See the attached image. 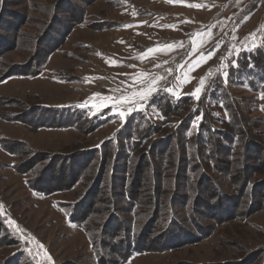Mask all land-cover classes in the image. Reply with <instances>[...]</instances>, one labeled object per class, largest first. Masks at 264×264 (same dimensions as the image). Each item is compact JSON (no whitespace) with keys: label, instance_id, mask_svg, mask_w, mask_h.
<instances>
[{"label":"rangeland","instance_id":"obj_1","mask_svg":"<svg viewBox=\"0 0 264 264\" xmlns=\"http://www.w3.org/2000/svg\"><path fill=\"white\" fill-rule=\"evenodd\" d=\"M86 1L0 0V34L7 46L0 76L4 70L19 71L27 65L38 54L41 41L47 39L45 43L50 44L57 39L61 28L54 22L67 21L64 11L77 6L83 13L81 23L69 24L70 34L39 76H12L0 82V214L25 238L17 245L0 240V264H14L19 250L28 264H95L87 235L69 223L68 210L61 206L74 203L87 190L98 161L87 169H91L87 182L81 181L69 192L44 196L30 191L26 181L50 171L49 160L38 162L26 174L15 171L31 161L34 152L56 156L53 186L60 167H64L66 179L62 160L98 148L130 114L145 109L161 89L180 97L192 95L199 87L200 99L215 75H224L228 57L264 45V3L240 24L235 23L240 12L256 0H183L175 4L168 0H95L91 6ZM149 87L151 95L142 99L140 94ZM225 87L232 99L241 100L245 117L258 125L256 140L264 144L260 109L264 87L258 93L228 82ZM60 112L65 116L46 122ZM149 115L154 121L161 119L157 109ZM95 117L106 124L97 126ZM2 145L17 154L6 153ZM257 165H253L257 173L247 183L254 186L245 198L234 190L239 184L235 174L221 177L211 173V188L222 193L225 201L241 202V208L218 224L214 219L208 223L206 214L203 220L196 216V220L206 221L203 226H214L206 238L172 250L135 254L126 264H264V168ZM197 199L206 201L207 196L198 194ZM114 211L101 223H107ZM187 213L195 217L184 211L177 225L193 237ZM122 219L118 215L117 222ZM160 231L157 228L156 234Z\"/></svg>","mask_w":264,"mask_h":264},{"label":"trees","instance_id":"obj_2","mask_svg":"<svg viewBox=\"0 0 264 264\" xmlns=\"http://www.w3.org/2000/svg\"><path fill=\"white\" fill-rule=\"evenodd\" d=\"M93 2L95 0H87L85 5L91 6ZM259 3H264V0L250 2L236 17L235 23L240 24L250 16ZM72 9L64 11L68 16L67 21L54 22L56 27L61 28L56 33L57 39L55 37L50 44L45 43L47 39L41 41L36 57L27 65L19 66L22 67L19 71L4 70L0 82L12 76L37 77L41 74L48 58L58 51L60 44L70 34L69 24L76 26L81 23L83 13L77 6ZM4 39L0 34V61L7 51V46L2 44ZM44 44L46 48H43ZM227 65L229 67L224 73L228 75L216 74L197 101L190 94L176 97L173 92L161 89L147 102L145 109L130 114L98 148L62 160L66 163V179L64 167H60V174L53 186L50 184L55 155L48 157L44 156L45 153L34 152L31 161L20 164L21 169L16 168L17 173L26 174L38 162L49 160L51 170L41 171L38 178L27 180L26 185L34 193L50 196L69 192L81 181L87 182L91 175V169H87L98 161L87 190L74 203L61 206L68 210L69 223L87 235L95 255V264H126L135 254L172 250L199 241V238H206L214 226H203L202 223L206 221L200 222L196 216L203 220V214H206L208 223L214 219L212 221L218 224L229 216H235L241 208V202L232 204L225 201L222 193L211 188V173L221 177L235 174L239 184L234 190L245 198V193L254 186L247 184L250 176L256 172L253 165L260 164V168H264V144L256 140L260 134L258 125L245 117L240 108L243 103L232 99L225 87V82H228L249 87L255 93L264 87V45L228 57ZM152 109L159 111L160 121H154L149 115ZM260 109L264 113L263 105ZM63 116L64 113L60 112L49 116L46 122ZM61 120L67 122L68 118ZM94 121L97 126L106 124L97 117ZM2 150L14 156L17 154L6 145H2ZM244 173L249 176L244 177ZM200 180L203 183L197 184ZM198 194H206V201L195 200ZM248 204H252L251 194ZM110 211L115 214L109 216L107 223H101ZM184 211L195 214V217H191L187 213L188 222L194 230L193 237H189L185 229L177 225ZM120 214L123 219L117 222ZM0 220V240L12 245L24 242V236L9 227L1 214ZM157 228L161 231L156 234ZM13 258L14 264H28L21 250Z\"/></svg>","mask_w":264,"mask_h":264},{"label":"snow or ice","instance_id":"obj_3","mask_svg":"<svg viewBox=\"0 0 264 264\" xmlns=\"http://www.w3.org/2000/svg\"><path fill=\"white\" fill-rule=\"evenodd\" d=\"M168 2H171V3H173V4H175V3H182L183 2V0H168ZM193 7H196V5H193ZM150 52H154V51H156V49H150L149 50ZM235 67H238V65H234ZM224 75L225 76H227L228 74L227 73H224ZM201 83H203L202 81H201ZM151 92H152V88L151 87H149L147 90H146V93H141L140 95H141V98L143 99V98H146L147 97V95H151ZM201 92V88H196L195 90H194V92L192 93V95L193 96H195L197 99L199 98V96H198V94ZM261 98H264V97H261ZM123 102H127L126 100L125 101H123ZM85 106H88V105H85ZM93 106H95V105H93ZM106 106V105H105ZM120 115L121 116H123V115H125L124 113H120ZM0 207H2V206H0Z\"/></svg>","mask_w":264,"mask_h":264}]
</instances>
